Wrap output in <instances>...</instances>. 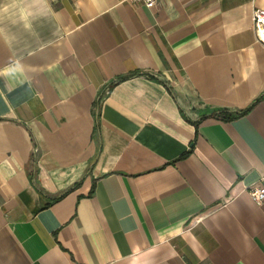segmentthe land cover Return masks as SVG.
Returning <instances> with one entry per match:
<instances>
[{"label":"crops","instance_id":"obj_1","mask_svg":"<svg viewBox=\"0 0 264 264\" xmlns=\"http://www.w3.org/2000/svg\"><path fill=\"white\" fill-rule=\"evenodd\" d=\"M256 9L0 0V264H264Z\"/></svg>","mask_w":264,"mask_h":264},{"label":"built area","instance_id":"obj_2","mask_svg":"<svg viewBox=\"0 0 264 264\" xmlns=\"http://www.w3.org/2000/svg\"><path fill=\"white\" fill-rule=\"evenodd\" d=\"M127 4H140L146 8H153L158 0H122ZM252 20L254 23V30L258 39L263 40L264 38V11L256 9L253 11ZM248 195L256 205H261L264 200V187L256 186L248 190Z\"/></svg>","mask_w":264,"mask_h":264},{"label":"trees","instance_id":"obj_3","mask_svg":"<svg viewBox=\"0 0 264 264\" xmlns=\"http://www.w3.org/2000/svg\"><path fill=\"white\" fill-rule=\"evenodd\" d=\"M244 112H240V113H232L226 110L223 111H219L217 114H215V117L220 118L223 121H231L234 120L235 118H237L238 116L242 115ZM188 155V153H185L184 155H182L180 157V159L185 158Z\"/></svg>","mask_w":264,"mask_h":264}]
</instances>
